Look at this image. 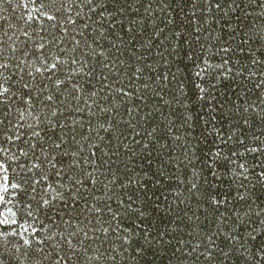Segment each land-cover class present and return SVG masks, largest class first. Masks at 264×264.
I'll use <instances>...</instances> for the list:
<instances>
[{"label":"trees","instance_id":"16d2710c","mask_svg":"<svg viewBox=\"0 0 264 264\" xmlns=\"http://www.w3.org/2000/svg\"><path fill=\"white\" fill-rule=\"evenodd\" d=\"M219 4L0 0V65H9L0 78L11 92L0 142L19 132L2 146L24 189L8 207L30 229L3 217L4 264H256L264 255V0ZM205 61L213 67L198 78ZM81 62L92 71L72 76ZM33 162L40 169L22 174Z\"/></svg>","mask_w":264,"mask_h":264},{"label":"snow or ice","instance_id":"6c2138e0","mask_svg":"<svg viewBox=\"0 0 264 264\" xmlns=\"http://www.w3.org/2000/svg\"><path fill=\"white\" fill-rule=\"evenodd\" d=\"M32 3H36V0H31ZM93 0H88V3L89 4H92ZM113 2H118V0H113ZM98 6V5H97ZM220 6L219 4V0H216V7L218 8ZM93 11H95V8L92 9ZM47 19L48 20H54L55 17L52 16V15H49L47 16ZM72 24H75L76 23V20H72L71 21ZM119 23V21H117L116 24H112V28L115 29L117 27V24ZM98 24H100V26H102L103 22L102 21H98ZM101 36L104 35V33H100ZM79 43L80 41L77 40L76 41V45L79 46ZM13 51H15V49H13ZM227 51V50H225ZM99 55H103V53H98ZM72 63L75 65L77 62L75 60L72 61ZM60 64V60L58 59L55 63H52L50 64L48 67H47V72L48 73H53L57 70V66ZM205 64H207V61H205ZM9 65H6V64H3V65H0V74L3 73V70L5 68H7ZM213 66L210 65V64H207V67H201L200 69H198L195 73V75L198 77V78H203V74L204 73H207ZM41 68H37L36 69V72H41ZM92 69L91 68H86L83 63L81 62L80 64V67L78 69L76 68H73L72 71H71V75L72 76H79L81 74H83L85 77H88V73L91 72ZM51 77L49 76V79ZM8 77L7 76H3V78H0V104H4L6 101H5V97H8V98H11V92H10V88L8 86L5 85V80H7ZM105 80L108 79L107 76L104 77ZM63 83V81H59L57 82L56 84V87L59 88L61 87V84ZM197 87H200L199 85H197ZM75 91L77 93H79V88H76ZM200 91L201 93L204 92V89L203 88H200ZM123 95L127 96L128 93L127 92H124ZM48 100H51L52 97L51 96H48L47 97ZM201 100L204 99V96L201 95L200 97ZM28 103H30V101H28ZM89 108L92 107V105H88ZM10 111V109L8 110ZM56 113H53V115H55ZM3 115L5 117H7V112H4ZM0 127H5V129L9 132H11V129H8L6 127V121L5 119H0ZM17 128H19V125L16 126ZM29 127H31V125H29ZM61 128L64 127V125H60ZM74 127V125H73ZM88 131H91V129H88ZM0 135H3V133H0ZM36 136H40V133L37 131L35 133ZM22 138L20 137V134L19 132L17 131L15 133V140H13V137L12 135H9L3 142H0V225H3L6 223V220L3 218V217H7V216H11L13 217V219L11 220V224L12 225H17L19 223V226L23 228V232L24 233H29L30 229L29 227H26L24 226V224L22 222H19L15 217L17 215L16 212L12 211L11 208L8 207L9 203L12 201V200H16V196L15 195H9V193L11 192H15L17 194L21 193L24 189L22 187V184L21 183H17V182H14L13 179H12V173H11V170H10V167H9V163H12V164H15L16 161L12 160L11 157L8 156V153L5 151V148L2 146V144L4 143H16V141H19L21 140ZM229 139H231V137H229ZM225 143H227V141H225ZM241 143H243V141H241ZM31 147L33 149H35L37 147L36 144H32ZM55 147L57 149H59L61 147V145L59 143H57L55 145ZM258 149L256 148H248V151L249 152H253V151H257ZM44 151H47V149H44ZM13 155H18V157H26L27 156V153L23 150L19 151V153H13ZM92 155L94 156L95 153H92ZM215 155H219V153H216ZM36 159H39V157H37ZM52 160H56V157L53 156L52 157ZM20 167V170H21V173L24 174V175H27L28 173H31L34 169H40L41 165L39 163H31L30 165H26L24 163H21L19 165ZM51 167H55V164H52ZM245 165L244 164H240L239 165V168L240 169H244ZM41 183V180L40 179H35L33 181V184L34 185H38ZM81 183H83V181H81ZM92 183L95 184V180H92ZM55 198V197H53ZM240 199H244L243 196L240 197ZM48 204V201L45 200L43 202V206H47ZM30 207V206H29ZM5 208H7V212L5 211ZM99 214V213H98ZM21 215H23V213H21ZM113 217L115 219H119V217L115 216V214L113 213L112 214ZM259 224H264V220L262 221H259ZM37 231H39L37 229ZM32 235H35L36 233L35 232H32L31 233ZM107 234V229H105V235ZM9 235L11 236H17V233L16 232H10ZM85 235H87V233H85ZM250 237H251V240L253 241H257V245L256 247L259 248L260 247V242L258 241V238L257 236L254 234V233H250ZM20 239L23 240V245L27 248H30L31 247V243L28 239H25L24 238V235L21 234L20 235ZM37 244H43V241L42 240H37L36 241ZM125 244H128L129 241L128 240H125L124 241ZM68 244L69 246H72V241L69 240L68 241ZM264 250V249H262ZM17 251H19V249H17ZM40 251H43V249H40ZM0 256H2V253H0ZM69 259H71V257H69ZM64 260V257H61V256H58L56 258V261H55V264H61V262ZM0 264H4V261L2 258H0ZM256 264H264V255H261L257 258L256 260Z\"/></svg>","mask_w":264,"mask_h":264}]
</instances>
